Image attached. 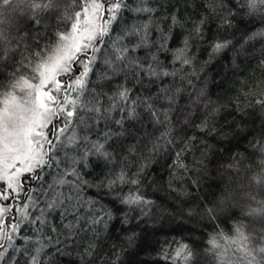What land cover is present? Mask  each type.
<instances>
[{
  "label": "snow or ice",
  "instance_id": "obj_1",
  "mask_svg": "<svg viewBox=\"0 0 264 264\" xmlns=\"http://www.w3.org/2000/svg\"><path fill=\"white\" fill-rule=\"evenodd\" d=\"M157 4L0 0V264H127L143 233L177 217L210 228L207 239H156L139 264H264V83L243 86L246 103L215 105L205 79L213 61L264 42V0H206L176 46L184 25ZM197 42L208 54L199 72ZM241 140L251 151L220 162ZM187 152L200 153L194 177ZM158 158L173 180L217 192L193 196L195 208L181 193L179 206L158 203L146 192ZM89 168L101 175L89 180ZM117 224L123 237L109 243Z\"/></svg>",
  "mask_w": 264,
  "mask_h": 264
},
{
  "label": "trees",
  "instance_id": "obj_2",
  "mask_svg": "<svg viewBox=\"0 0 264 264\" xmlns=\"http://www.w3.org/2000/svg\"><path fill=\"white\" fill-rule=\"evenodd\" d=\"M206 0H158L157 7L162 15L170 16L175 13L177 18L182 22L184 27H176L173 29L174 39L172 41L173 46L179 45L183 40L187 31L190 30L194 23H198L201 18L205 15L204 4ZM131 17H129V23H131ZM163 26V25H162ZM251 27V25H250ZM211 28L212 32L207 33L209 36L215 33V22L209 21L205 25V30ZM246 51L239 55L238 58L233 60L235 53L229 51L227 56L223 59L218 58L217 61H213L210 66L211 70L208 76L205 78L207 81L206 91L207 99L211 100L215 105H226L229 103L235 104L237 98L239 97V102L241 104L246 103L244 96L242 95V89L244 85L250 88L253 86H260L264 83V75H262V69L260 67V62L264 60V42L252 41L251 45H246ZM207 45L195 43L193 50L197 57L198 63H196V71L199 72L200 66L205 60L208 59ZM192 71V69H189ZM202 74V73H201ZM194 82H195V78ZM201 87L204 85L201 84ZM255 90V88H253ZM248 111H251L248 109ZM200 114L193 113L192 119L197 120ZM147 124V122H145ZM260 121H256V127L258 128ZM139 134L142 136L145 132H151L153 135H158L159 133L156 129L151 127H141ZM189 136L196 135L197 139H204L209 143H215V139L212 136L203 137L200 133L196 131L195 128H190L187 131ZM184 135V133H181ZM226 149L221 153V161L228 159L232 153H244L245 149H248V143L245 140H241L239 145L236 144H226L224 145ZM251 151V149H248ZM185 163L189 165L192 169V176H195L194 166L196 160L199 158V152H187L184 153ZM159 163H155L149 167V172L151 174V179L156 181V186L148 188L146 190L147 195L156 200L158 203L166 202L171 204L180 205L179 200L173 199L177 193L182 194V198L186 199L193 208L196 207V203L192 201V197H198V202H203L204 195H208L211 199V194L217 192V189L213 185L209 187L210 181H202L201 188L198 191L191 189V180L186 175L184 179L172 178L173 169L168 165L170 159L158 158ZM255 160V158H253ZM219 166V163L217 164ZM91 173L89 180H94L96 177L101 175L100 168H89L87 170ZM187 181V183L185 182ZM218 182V180H217ZM162 186V187H161ZM176 189L175 192L171 189ZM187 191L188 195L183 196V192ZM199 219V217H197ZM135 222H133L134 226ZM122 226L117 224V227L112 230L113 239L109 243L118 242L123 237V233L120 231ZM157 233L154 235L151 231L142 234V244L141 250L138 255L127 257V264H139L140 261L150 259L147 249L154 245L156 239L163 241L164 239H172L176 237L177 239L183 237L186 241H195L197 244H201L207 239V234L210 228H204L201 224L197 223L195 220H188L177 217L175 221L161 222L159 219L155 225ZM151 258H155V253H152ZM60 264H70L72 258L69 257H58Z\"/></svg>",
  "mask_w": 264,
  "mask_h": 264
}]
</instances>
